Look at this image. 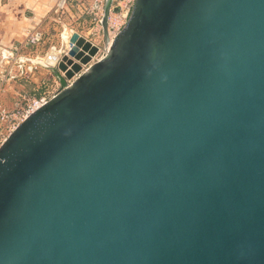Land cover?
Segmentation results:
<instances>
[{"label":"water","instance_id":"obj_1","mask_svg":"<svg viewBox=\"0 0 264 264\" xmlns=\"http://www.w3.org/2000/svg\"><path fill=\"white\" fill-rule=\"evenodd\" d=\"M0 264H264V0H136L1 146Z\"/></svg>","mask_w":264,"mask_h":264},{"label":"rangeland","instance_id":"obj_2","mask_svg":"<svg viewBox=\"0 0 264 264\" xmlns=\"http://www.w3.org/2000/svg\"><path fill=\"white\" fill-rule=\"evenodd\" d=\"M25 2L0 0V103L9 110L49 101L82 75L109 44L108 35L95 30L97 27L79 18L76 11H39L30 6L24 9ZM73 31L98 47L90 60L74 59L73 64L64 60L69 52L62 53L64 39L68 35L71 40ZM52 53L60 54L54 64L48 62ZM61 63H67L71 72L62 70Z\"/></svg>","mask_w":264,"mask_h":264},{"label":"built area","instance_id":"obj_3","mask_svg":"<svg viewBox=\"0 0 264 264\" xmlns=\"http://www.w3.org/2000/svg\"><path fill=\"white\" fill-rule=\"evenodd\" d=\"M135 1L136 0H59L54 10L56 12L66 9L76 11L79 18L87 19L91 24L97 27L95 30L100 32L101 30L104 31L103 19L108 7L107 35L109 37V44L107 48H104L105 51L103 49V54L95 60L96 62L107 56L116 34L120 32L128 22ZM99 49L101 50V48ZM92 64H90L89 67H91ZM88 68H86L83 73ZM46 102L47 100H42L40 103L35 101L34 104H28L27 108L19 106L14 110H9L0 103V148L9 135L25 119Z\"/></svg>","mask_w":264,"mask_h":264},{"label":"bare ground","instance_id":"obj_4","mask_svg":"<svg viewBox=\"0 0 264 264\" xmlns=\"http://www.w3.org/2000/svg\"><path fill=\"white\" fill-rule=\"evenodd\" d=\"M68 43H70V44L68 45ZM66 44L68 46H66ZM64 46L65 47H63V49H62V53L63 52L64 53L67 52L66 50H68V49H69V52H70L71 49H72V46L77 48V50L72 55H70L67 52V54L65 53L66 55H64L65 57L63 56L64 60H68V62L72 61V62H69L70 64L74 63V59L87 61V59H89L91 55L96 54V52L98 51V47L96 45L93 46L90 42L86 41V38L81 37V35L77 34L76 32H74V37L71 40H68V35L65 36ZM52 55L53 56H51L49 58L48 62H50L51 64H54L57 61V58L60 56V54L52 53ZM55 55H56V57H54ZM95 57L96 56H94L93 58H95ZM64 65H65L64 70L66 72L68 71L70 73L71 70L68 69V64L64 63ZM75 80H73V81H75Z\"/></svg>","mask_w":264,"mask_h":264},{"label":"crops","instance_id":"obj_5","mask_svg":"<svg viewBox=\"0 0 264 264\" xmlns=\"http://www.w3.org/2000/svg\"><path fill=\"white\" fill-rule=\"evenodd\" d=\"M25 1H26L25 4L22 3V5H24L23 6L24 9L30 6L29 8L33 7L39 11L52 10L56 7L57 3L59 2V0H25ZM12 4L13 3H11L10 5Z\"/></svg>","mask_w":264,"mask_h":264}]
</instances>
